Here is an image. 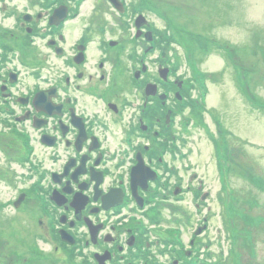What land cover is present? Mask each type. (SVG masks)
Returning a JSON list of instances; mask_svg holds the SVG:
<instances>
[{"label":"rangeland","instance_id":"374dc122","mask_svg":"<svg viewBox=\"0 0 264 264\" xmlns=\"http://www.w3.org/2000/svg\"><path fill=\"white\" fill-rule=\"evenodd\" d=\"M95 1L89 0L82 8L78 29L88 23L94 27L97 23L95 19L99 18V22L103 19L105 34L118 44L111 61L116 67L120 62L129 67L142 55L143 46L140 47L133 31V20L138 13L145 18V25L150 31L154 28L152 32L162 42V49L148 53L149 64L174 66L179 68L176 75L180 79H188L191 68L186 56L197 52L198 58H194L196 61L198 59L199 68L208 73V91L201 121L186 110L181 113L180 124L174 129L180 140L184 141L183 144L180 142L178 150L185 155L189 153L185 161L190 171L182 185L184 188L187 185L195 187L198 179L204 183L203 194L206 196L203 201L210 220L208 230L199 238H206V242H210V257L207 259L211 264H229L231 254L237 250L238 235L245 230L253 232L256 254L251 258L244 253L243 262L264 264V220L261 223L259 219H264V0H141L137 6L138 12L130 13L129 10V18L121 19L103 0H99L96 5ZM25 2L3 0L0 5L4 4L8 10L23 12L26 9ZM127 2L130 5L131 2ZM146 4L150 7L147 8ZM34 8L37 10L39 6ZM94 11L96 13L90 21V13ZM13 25L12 17L1 19L0 15V29L3 28L5 33ZM162 33L170 34V41L162 39ZM206 36L212 40L207 41ZM198 37H201L200 41ZM203 40L207 43H202ZM201 43L203 46H200ZM91 44L94 54L99 55L94 47L96 42ZM206 49L207 53L204 52ZM109 67L110 64L103 66L105 73ZM239 70L245 73L244 80L246 77L248 83L243 88L237 82ZM90 73H94L91 85L95 83L94 88L103 89L108 76L105 78L100 69ZM84 82L89 86L87 80ZM115 90L113 93L116 94V87ZM93 100L95 98L90 99L91 103ZM95 103L99 106L100 101L95 100ZM188 117H193L194 122L182 127L183 119ZM216 120L223 124L224 135L229 143V157L223 160L225 165L221 169L217 166L218 154L212 139L218 132ZM51 124L52 121L46 131L58 135ZM3 129L0 124V132ZM68 140L71 142L72 136ZM1 142L5 143L3 140ZM69 147H64L61 141L56 149L59 153L71 154L72 149ZM18 155L0 151V264H78L79 261L65 260V251L47 233L35 200L27 194L20 197L29 187V181L24 179L28 170L22 163L18 164L19 160H15ZM223 169L227 174L226 182L234 191L230 207L235 214L239 232L237 229H228L225 224L228 216L225 213L228 211L221 197H224L226 188L223 193L222 188L220 190L221 179L224 183ZM124 171L130 173L131 167ZM190 175L193 176L189 178ZM228 193H232L230 189ZM20 198L19 207H15L14 203ZM195 199L198 202V197ZM164 207L163 221L175 226L174 220L179 219L178 225L183 227V230L180 227L170 230L175 235L174 239L177 241L179 238L181 243L179 232L189 237L187 224L196 223L198 218L193 213V202L185 195L180 203L165 204ZM233 218L234 215L230 223L234 224ZM89 252H98V246ZM163 261L169 263V260Z\"/></svg>","mask_w":264,"mask_h":264},{"label":"flooded vegetation","instance_id":"af4514ba","mask_svg":"<svg viewBox=\"0 0 264 264\" xmlns=\"http://www.w3.org/2000/svg\"><path fill=\"white\" fill-rule=\"evenodd\" d=\"M88 1L26 0L23 12L0 5L1 19L14 20L6 33L0 29V124L5 129L0 132V151L18 153L15 160L28 169L19 138L37 126L48 128L52 121L51 127L59 134L42 131L30 142L33 151L29 163L34 173L31 168L27 172L44 175L48 197H52V189L62 190L72 179H80L82 187L99 182L104 192L113 189L116 170L134 166L137 153L144 162H152L153 149L162 146L165 134L176 124L180 106V79L171 67L151 65L147 60L151 47L148 30L141 28L135 37L143 46L142 55L129 67L121 62L116 67L111 61L118 44L105 34V21L98 18L94 27L88 23L78 29L81 10ZM103 1L116 16L126 13L125 0H119L122 5L118 3V7ZM57 9L64 14L55 26L52 21L58 19L53 17ZM95 13H90V21ZM93 41L99 55L93 52ZM5 45L10 49V61L3 55ZM106 64H110L107 73L103 68ZM98 69L108 76L100 90L94 88L95 83L91 85L94 73L90 71ZM93 98L100 101L99 106L92 101L94 109ZM61 141L64 147L70 146L71 154L52 148ZM82 158L87 161L83 176L77 172Z\"/></svg>","mask_w":264,"mask_h":264},{"label":"water","instance_id":"95a60500","mask_svg":"<svg viewBox=\"0 0 264 264\" xmlns=\"http://www.w3.org/2000/svg\"><path fill=\"white\" fill-rule=\"evenodd\" d=\"M116 203V202H115Z\"/></svg>","mask_w":264,"mask_h":264}]
</instances>
